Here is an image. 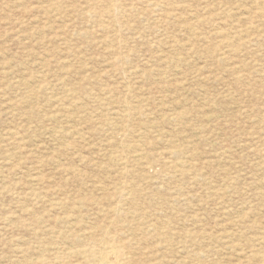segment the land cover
<instances>
[{
	"label": "rangeland",
	"instance_id": "1",
	"mask_svg": "<svg viewBox=\"0 0 264 264\" xmlns=\"http://www.w3.org/2000/svg\"><path fill=\"white\" fill-rule=\"evenodd\" d=\"M103 240L264 264V0H0V264Z\"/></svg>",
	"mask_w": 264,
	"mask_h": 264
},
{
	"label": "bare ground",
	"instance_id": "2",
	"mask_svg": "<svg viewBox=\"0 0 264 264\" xmlns=\"http://www.w3.org/2000/svg\"><path fill=\"white\" fill-rule=\"evenodd\" d=\"M100 243H101L100 245L102 246L97 250L91 249L90 251H83L85 253V258L88 262H90L91 264H126L127 263L125 261V258H127L125 256L127 255L121 245L109 243L106 240L100 241ZM129 252H131L132 255V251ZM81 253L82 252H80L79 254ZM84 253L82 255H84Z\"/></svg>",
	"mask_w": 264,
	"mask_h": 264
}]
</instances>
